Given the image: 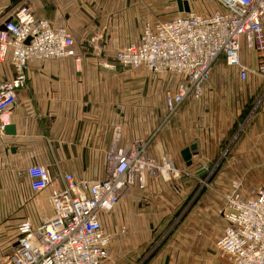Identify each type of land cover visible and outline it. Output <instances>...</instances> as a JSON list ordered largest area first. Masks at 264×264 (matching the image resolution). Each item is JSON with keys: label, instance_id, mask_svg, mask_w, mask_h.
<instances>
[{"label": "crops", "instance_id": "crops-1", "mask_svg": "<svg viewBox=\"0 0 264 264\" xmlns=\"http://www.w3.org/2000/svg\"><path fill=\"white\" fill-rule=\"evenodd\" d=\"M176 1L0 0L2 10L26 2L56 28H68L80 57L28 64L27 87L10 110L16 135L0 140V254L7 251L5 228L17 235L22 221L38 225L53 214L51 197L62 187V174L92 182L105 178V154L117 127L125 143L149 138L158 127L149 156L167 154L193 176L148 178L144 189L125 190L103 221L112 236L107 263L230 264L217 245L226 226L224 198L234 182L248 188L263 176L264 79L251 73L242 80L222 58L202 99L187 101L163 125L164 93L176 78L133 72L114 60L146 24L178 15ZM241 59L258 66L246 42ZM245 119V139H234ZM195 142L200 153L187 166L182 151ZM217 163L222 165L216 171L203 169ZM32 165L45 166L52 178L38 194L30 188Z\"/></svg>", "mask_w": 264, "mask_h": 264}, {"label": "built area", "instance_id": "built-area-1", "mask_svg": "<svg viewBox=\"0 0 264 264\" xmlns=\"http://www.w3.org/2000/svg\"><path fill=\"white\" fill-rule=\"evenodd\" d=\"M212 2L219 9L198 12L191 6L189 13L146 24L138 39L114 56L123 69L176 78L174 87L164 93L163 125L187 101L202 99L213 68L222 58L238 70L242 80L251 73L264 79V0ZM244 42L257 55L256 69L241 59ZM75 46L68 28H56L47 18L37 16L29 3L0 9V140L11 125L10 110L18 91L27 87L29 62L80 60ZM149 145L145 138L123 142L117 127L105 154V178L92 182L62 174V187L51 197L53 214L38 225L22 221L11 250L0 255V264H108L112 236L103 221L125 190L131 186L144 189L148 178L172 181L193 176L167 154L149 156ZM28 176L36 194L52 182L43 165L30 166ZM224 199L226 226L219 250L230 264H264V186L245 188L234 182Z\"/></svg>", "mask_w": 264, "mask_h": 264}, {"label": "rangeland", "instance_id": "rangeland-1", "mask_svg": "<svg viewBox=\"0 0 264 264\" xmlns=\"http://www.w3.org/2000/svg\"><path fill=\"white\" fill-rule=\"evenodd\" d=\"M191 2L193 4V6L195 7V10L198 12H206V11H213V10L219 9L218 4L215 2H212V0H191ZM173 16H174V14H173ZM223 65H224V63L222 61H218L216 64V66H223ZM248 122H250V120L245 119L244 122L241 123V126L238 127L239 130L237 129L238 131H236L234 134V137H233L234 139H238L239 141L242 139H245L244 135L247 133V130L249 129ZM158 130L159 129L157 127V129H155V132L149 138H146V140H149L151 142L153 137L156 136V133ZM242 134H243V136H242ZM221 165H222L221 163H217V164H213L212 167L207 166L206 168H207V170H215L216 171V170L221 168ZM262 174H263V176L261 177L262 179L261 178H259L260 180H256L257 178L252 179V182L254 183L253 186H264V169L262 170ZM257 183H260V184H257ZM3 234L5 235L4 240L7 241L6 242L7 243V251L6 252H9L11 250L12 243L16 240V233L14 232L12 227H10V228L7 227V228H5V231ZM1 240H3V239L1 238L0 241ZM0 255H3V253Z\"/></svg>", "mask_w": 264, "mask_h": 264}, {"label": "water", "instance_id": "water-1", "mask_svg": "<svg viewBox=\"0 0 264 264\" xmlns=\"http://www.w3.org/2000/svg\"><path fill=\"white\" fill-rule=\"evenodd\" d=\"M176 3H177V7L180 13H189L191 11V5L189 1L177 0ZM27 43H29V40L27 41ZM5 134L9 136H15L16 127L14 125L8 126L5 130ZM199 153H200L199 142L193 143L188 148H185L182 151V155H183L184 161L186 162L187 166L192 165L193 156H196Z\"/></svg>", "mask_w": 264, "mask_h": 264}]
</instances>
